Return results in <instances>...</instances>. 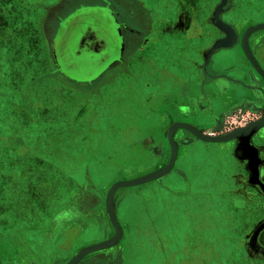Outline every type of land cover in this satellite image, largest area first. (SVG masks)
I'll return each instance as SVG.
<instances>
[{
    "label": "crops",
    "instance_id": "0c3cea01",
    "mask_svg": "<svg viewBox=\"0 0 264 264\" xmlns=\"http://www.w3.org/2000/svg\"><path fill=\"white\" fill-rule=\"evenodd\" d=\"M69 1L43 0L37 6H28L31 12L27 15L34 13L32 16H36L34 26L40 43L37 54L41 52L39 68L43 67V73L52 72L56 63L51 38L58 23L61 22L66 29L68 22L78 13L86 18L94 11L98 15L105 9L108 13L117 14L113 22L118 40L116 54L118 60L121 48L124 63L121 67L117 63L106 71L114 59L107 58L101 63L104 47L96 45L94 52L98 58L94 62H98L99 67L93 75L106 72V75L116 76L101 87L90 90H80L70 82L67 85L61 83L69 90L65 98L73 102L70 106L63 105L62 98L56 95L54 103L40 100L52 94L49 86L56 83L43 81L58 82L53 75H38L36 81L46 86L44 90L37 87L32 91L30 96L36 95L34 99L40 100L36 103L23 95L22 98L17 96L18 93L6 96L13 98L14 102L9 104L6 115L0 114V264H48L61 259L82 236L86 224L81 221L94 220L93 206L96 204L88 203L93 196L85 190L89 180L80 183L71 178L73 165L78 162L76 154L86 153L94 158L95 136L102 132L100 129L106 128L107 131L116 127L112 123L117 125L125 117L121 114L125 106L135 110L142 107L154 113V124L158 122L170 128L175 123H184L207 134L215 129L216 119L227 112L228 105H239L249 99L252 105L256 101L264 104V91H257V77L245 67L246 53L243 44L240 48L238 39L233 40L236 33L231 25L233 44L210 54L218 40L228 39L213 21L214 12L222 0H217L216 7L208 12L205 6L211 0H106L107 7H85L84 11L66 16L60 11ZM224 12L219 17L222 21ZM7 15H12L9 9ZM226 17L227 22L233 20L231 13ZM87 24L83 20L75 25L82 27ZM127 30L133 33L130 38L133 49L128 53V64L125 61V41L120 39V33L123 32L124 36ZM262 37L264 29L252 32L248 38L249 48L250 40L256 48V42ZM234 47L241 55L240 60L219 62L222 56L232 52L222 50ZM80 48L81 44L78 50ZM257 57L264 67V48L258 50ZM238 66L242 68L238 69ZM15 77L19 79L17 75ZM99 95L100 104L93 101V97ZM79 96L83 97L82 100L78 99ZM51 109L67 115L53 126L47 123L48 129L52 130L42 142L29 141V136H19L21 132L18 130L22 126L23 131L38 126L42 131L47 129L45 117L51 114ZM96 121L98 124L101 122V126H94ZM182 130L177 129L181 133ZM197 142L204 143L207 150L216 148L214 156L218 165L215 171L208 173L194 169L188 175L177 170L178 187H166L165 194L170 203L166 207L169 229L166 237L171 244L167 245L165 264H189L191 254L205 259L207 248H212L213 256L203 264L215 260L218 264H264V127L218 143L205 142L193 135V139L182 143L180 149L175 141V165L185 155L181 154L182 148ZM112 151L114 148L107 154ZM225 155L231 159L227 165L223 160ZM99 163L96 165L101 166ZM86 170L89 176L90 168L86 166ZM64 176L73 180L69 184L71 187L67 188V183L62 184ZM108 193L109 190L105 201ZM118 222L123 234V227ZM48 240L52 241L54 251L44 250ZM191 241L198 242L194 252L189 251ZM235 245L243 253L234 249ZM84 248H79L71 259L63 263L70 262ZM124 261L125 253L114 247L91 253L79 264H122Z\"/></svg>",
    "mask_w": 264,
    "mask_h": 264
},
{
    "label": "rangeland",
    "instance_id": "374dc122",
    "mask_svg": "<svg viewBox=\"0 0 264 264\" xmlns=\"http://www.w3.org/2000/svg\"><path fill=\"white\" fill-rule=\"evenodd\" d=\"M20 1L22 3H19ZM42 1L0 0V114L6 115L8 113L9 104L14 102V99L6 98V96L14 93H18L17 96L21 98L23 95V97L31 99L32 102L41 100L46 103H54V95H56L59 99L62 98L63 105L70 106V103H73L69 98H65L69 90L64 85H61V83L50 79L43 81L47 84L49 82L56 83L55 86H49L50 93H52L50 96L48 94L43 96L44 100L34 99L36 95L30 96L33 93L32 91L36 90L37 87L44 90L46 86L36 81L38 75H50V73H43L42 66L41 69L39 68L42 56L41 52L37 54L39 53L37 50L40 43H38L37 29L34 26L36 24V16H32L34 13L27 15L28 12H31L28 6H37ZM108 1L111 2L112 0ZM105 2L106 0H71L65 3L64 8L60 12L66 16L74 15L76 11L86 10L84 9L85 7L104 6ZM216 4L217 0H211L208 6H205L206 12L212 7H216ZM8 9L12 14L11 16L7 15ZM18 11L21 12L18 13ZM237 13L248 14L250 17L249 22L251 23H261L264 21V0H255L252 4L247 5L245 10L237 11ZM83 20L88 25L91 23L97 24V20L93 15L85 18L80 17L78 13L68 22L64 36L70 34L75 29L77 21L82 22ZM72 47L76 56V51L80 47V44L76 43ZM236 48L222 50L232 52L222 56L219 62H238L241 55ZM100 61H103V58ZM97 63L90 61L86 65H83L80 70L70 71L72 73L68 71L66 73L68 75H93L98 70L99 66ZM15 75L19 79L16 80ZM33 82L36 83L33 84ZM91 84L93 85L91 89H94V82ZM80 96L78 99L82 100L83 97ZM39 97H42V95ZM76 97L74 96V98ZM100 99V95L93 97V101L98 104H100ZM127 101L125 100L124 103L127 104ZM51 111V114L45 117L47 129L42 131L41 127L38 126L34 129L23 131L24 127L22 126L18 130L21 132L19 136H24L25 138L29 136V141L42 142V139L52 130L48 129L50 127L47 123L53 126V124H57L58 121L67 115V113L54 112L52 109ZM121 114L125 117L121 118L117 125L112 123L116 127H110L107 131L106 128H98L102 132L95 136L96 148L94 149V158L86 155V153L76 154L78 162L73 165L74 170L72 171L71 178L73 180L75 178L80 183H83L84 180H89V184L85 190L87 193L90 192L93 195L89 198L90 202L88 203L96 204V207L93 206L94 220H82L81 222L86 224V229L82 236L79 237L71 249L64 252V256L61 259H56L48 264H64L63 262L71 259L79 248L111 239L115 235V227L109 219L105 201L106 194L111 186L123 180L154 173L166 167L169 163L171 157V145L168 140L169 128L159 125L158 122L154 124L156 118L154 113L142 107L135 110L134 108L129 109L125 106ZM34 118H37L35 114ZM263 119L264 116L260 117L259 120ZM161 124H163L162 121ZM93 125L101 126V122L98 124L96 121ZM10 131L8 130V132ZM186 132L193 135L187 130ZM13 144L16 145L15 143ZM19 146L17 145V147ZM111 148H114L115 151L107 154ZM181 151V154L184 153L185 155L177 160L174 170L169 175L142 185L123 188L115 195L116 213L123 227L121 242L115 247H119L125 253V261L122 264H165L164 258L167 254V245L171 244V241H168L166 237V233L169 231L166 223V207L168 204L170 205L167 200L168 197L165 194L166 187H178L179 178L176 175L177 170H181L188 175L194 169L208 173V171H215L214 169L218 165V161L214 156L216 148L207 150L205 144L202 142L186 145ZM223 160L225 165L231 162L228 155H225ZM98 163L101 166L96 165ZM86 166L90 168L89 176L86 174ZM73 180H69V176H64L62 177V184L67 183V188H69L71 187L69 184L73 183ZM262 243L264 245V239ZM197 248L198 242L191 241V249L189 251L194 252ZM234 249H238L239 253H243L239 246L235 245ZM44 250L49 252L54 251L52 241L48 240L45 243ZM189 251L187 249V252ZM212 254V248L206 249L207 256L205 259L191 254L189 264H203L205 260L208 262V259L213 256ZM212 262L209 264H218L217 260Z\"/></svg>",
    "mask_w": 264,
    "mask_h": 264
},
{
    "label": "flooded vegetation",
    "instance_id": "af4514ba",
    "mask_svg": "<svg viewBox=\"0 0 264 264\" xmlns=\"http://www.w3.org/2000/svg\"><path fill=\"white\" fill-rule=\"evenodd\" d=\"M255 2V0H228L227 6H225V12L222 16L223 21L228 23L233 27L234 32L237 35V45L242 48V41L243 36L248 28L255 26L260 23H251L250 17L248 14L244 13H237V11H243L245 10L247 5L252 4ZM244 6V8H243ZM107 7V5H105ZM112 10L113 6H110ZM101 11V10H100ZM231 13L233 20L231 22H227L225 19L226 14ZM113 14L112 12L110 13ZM94 17L98 22L96 21V25L91 23L90 25H83L82 27H77L75 25V29L70 33L64 36L65 34V27L61 22L58 23L57 30H55V34L51 38L52 40V54L56 61L54 69H52V72H50V75H53L57 78L58 82L63 83L64 85H67V83H73L74 85L78 86L80 90L88 89L90 90L93 88V85L91 83L94 82V89H97L98 86L101 87L102 84L107 83L109 79H112L116 75H106L104 72L101 75H68L66 72L80 70L83 65H86L90 61H94L97 59V55L94 52L95 46L101 44L104 48L102 52L105 53L103 56V61L105 62L108 59L113 60L114 62L111 63V65L108 67L106 71L111 69L112 67L116 66L117 63H119V66H123L124 63V57L122 49L120 48L119 53V59L117 60V33L115 30H113V22L116 18V13L112 15H109L108 10L105 9L100 12V14H95V11L93 13ZM235 18V19H234ZM261 23H264L261 22ZM49 27V26H48ZM64 27V28H63ZM128 27V26H127ZM63 28V29H62ZM53 29V28H52ZM128 29V28H127ZM54 30V29H53ZM123 32L120 33V39H122L124 42V45L126 46L125 52H127L126 56V64H128V59L130 58L128 53L133 49V47L130 46L131 41L130 38L133 35L132 32H129L128 30L125 31V38L123 36ZM64 36V38H63ZM123 36V37H122ZM121 45V40L119 41ZM134 42V41H133ZM252 41L250 40V48L251 53L261 69L264 71L263 64L260 62V60L257 57L258 50L262 51L264 48V37L259 38V40L256 42L257 47L254 48L252 46ZM50 43V44H51ZM81 44V48L76 51V56L73 52V45L74 44ZM94 48H93V47ZM131 47V48H130ZM90 49L93 50V52H90ZM122 53V54H121ZM95 54V55H94ZM245 67H248L252 75H256V89L259 92L264 91V74L259 72L256 67L253 65V63L249 60L247 55L245 56ZM87 58V59H86ZM112 62V61H111ZM70 67H72L70 69ZM242 68L241 66L237 67ZM72 73V72H70ZM105 74V75H104ZM92 85V86H91ZM263 93V92H262ZM237 104H231L228 105L225 109L227 112L223 115L219 116V118L216 119V126L215 128H219L220 131L215 132V135H225L228 134L236 129L245 128L251 125L252 123H255L260 119V117L264 116V104L258 103L257 101L252 105L251 100H246L244 103H238ZM191 139H193V135H190L186 132V130H182L181 132L177 131V134L175 136V141L178 144V148L182 146V143L189 142Z\"/></svg>",
    "mask_w": 264,
    "mask_h": 264
},
{
    "label": "water",
    "instance_id": "95a60500",
    "mask_svg": "<svg viewBox=\"0 0 264 264\" xmlns=\"http://www.w3.org/2000/svg\"><path fill=\"white\" fill-rule=\"evenodd\" d=\"M227 3H228V0H222V3L216 8V10L214 12L213 21L216 22V26L219 27V29H221L223 32L226 33L228 39L218 40L213 45L212 49L210 50V54H212L217 49L226 48V47L231 46V44H233L232 42H234L235 39L238 38V37L236 38V35H235V37H233L234 41L231 40L230 32L233 31L231 26L224 23L219 18L220 14L225 10L224 8L227 5ZM261 29H264V24H259V25L248 28L247 31L245 32L244 36H243L242 43H243L245 53H246L247 57L249 58V60L258 68V70L261 73L264 74V71L260 68L259 64L257 63L255 58L253 57L249 46L247 47L245 45L246 41L248 44L249 35L252 32L257 31V30H261ZM179 127L184 129V130L191 132L194 136H196L197 138H199L202 141L211 142V143H218V142H224V141L236 139L238 137H241L242 135L250 134V132H252V131H257V130L261 129L262 127H264V121L261 120V121L252 123L248 127L236 129V130H234L228 134L222 135V136L215 135V132L220 130L218 128H215L213 131H210L209 133L205 134V133H202L200 131H197L195 128H193L191 125H188V124H181V123L173 124L169 128V131H168V140H169V143L171 145V157H170V160H169V163L167 164V166L156 171V172H154V173H150V174L142 175V176H139V177H136L133 179L123 180V181L117 182L114 185H112L111 188L109 189V193L107 195V201H106V208H107V213H108L109 219H110L111 223L113 224V226L115 227V235L111 239L103 241L102 243H99V244L94 245V246L91 245V246L84 248L82 251H80V253L74 259H72L67 264H79L87 255L94 253V252L114 248L115 246H117L119 244L123 234H122V230H120L118 228V225L116 224L114 217H113V215L115 214L116 218H117V213H116V208H115V195H116V193L118 192V190H120L122 188L134 187V186H138V185H142V184H145L148 182L155 181L157 179H160V178L168 175L171 172V170L173 169V167L175 165V161L177 159V149H176L177 145H175L174 136H175V132L177 131V129H179ZM259 230H260V228L257 230L255 236H257V233L259 232ZM84 254H85V256L83 258H81Z\"/></svg>",
    "mask_w": 264,
    "mask_h": 264
},
{
    "label": "bare ground",
    "instance_id": "6f19581e",
    "mask_svg": "<svg viewBox=\"0 0 264 264\" xmlns=\"http://www.w3.org/2000/svg\"><path fill=\"white\" fill-rule=\"evenodd\" d=\"M247 47H248V44H247V41H246V44H245ZM254 65V64H253ZM255 66V65H254ZM256 67V66H255ZM256 69L258 70V68L256 67ZM259 71V70H258ZM260 72V71H259ZM181 124H184V123H181ZM180 128V127H179ZM194 128V127H193ZM175 142V141H174ZM175 145H176V143H175ZM177 147V146H176ZM177 149V148H176ZM113 217H114V220H115V222H116V224L118 225V228L120 229V230H122L121 229V226H120V224H119V222H118V220H117V218H116V215L114 214L113 215ZM86 254V253H85ZM85 254L81 257V258H83L84 256H85ZM80 258V259H81Z\"/></svg>",
    "mask_w": 264,
    "mask_h": 264
}]
</instances>
